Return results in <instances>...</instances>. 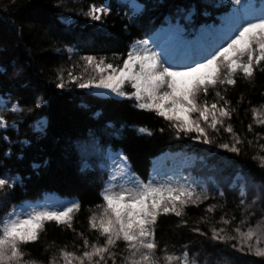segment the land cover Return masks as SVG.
<instances>
[{"label": "trees", "instance_id": "16d2710c", "mask_svg": "<svg viewBox=\"0 0 264 264\" xmlns=\"http://www.w3.org/2000/svg\"><path fill=\"white\" fill-rule=\"evenodd\" d=\"M92 6L109 11L91 21L85 13ZM192 10L197 23H204L217 21L227 8L202 0H0V116L6 121V126H0V178L12 184L7 189L10 197L0 198V206L41 201L47 194L80 204L71 228L55 221L45 223L40 239L24 248L32 258L48 263L65 246L67 251L82 252L79 233L95 241L97 234L90 230L88 217L102 203L100 193L105 187L96 165L111 151L125 154L129 167L144 182L162 153L187 147L211 163L249 174L250 202L257 196L254 186L260 192L264 188V168L252 158L264 156V124L257 123L252 114L253 107L264 105V72L257 71L252 81L238 75L237 84L227 86V93L220 88L236 109L229 122L245 140L239 155L219 147L232 143V135L223 129L219 135L212 133V144H196L183 134L184 139L178 138L168 121L138 108L135 99L96 95L69 76L87 81V70L92 67L84 65L86 56L122 64L130 47L153 33V26H163ZM68 17L71 23L66 22ZM61 77L63 88L57 87ZM213 96L210 93V102ZM14 104L18 109L13 110ZM43 117L47 126L36 129ZM84 143L94 144L96 154L81 153ZM223 193V197L210 196L198 205H188L183 217L186 226L174 214L161 216L157 226L160 247L167 245L169 252L179 255L187 246L190 254H198L199 264H264V257L232 248L235 241L225 244L210 239L212 227L234 235L232 230L242 218L240 192L223 186ZM210 204L217 206L213 212L206 211ZM251 211L249 223L256 224L264 215V199ZM194 227L207 235L193 232Z\"/></svg>", "mask_w": 264, "mask_h": 264}, {"label": "snow or ice", "instance_id": "6c2138e0", "mask_svg": "<svg viewBox=\"0 0 264 264\" xmlns=\"http://www.w3.org/2000/svg\"><path fill=\"white\" fill-rule=\"evenodd\" d=\"M232 2L241 5L242 0ZM108 11L105 6H92L85 15L100 20L101 14ZM147 44L148 41L134 43L122 64L108 63L105 57H83L86 66L92 67L97 73L87 82H80L81 78L72 77L71 73L69 76L81 88H91L95 84L98 88L134 97L138 108L152 111L168 121L178 138L183 134L193 140L212 144L215 142L212 133L219 135L223 129L232 135V143H220L219 147L239 155L245 140L229 122L236 109L222 95L220 88L223 87L227 93V86L237 84L238 75L242 74L243 78L252 81L257 71L264 72V7L259 15L249 12L238 16L229 34L211 51L200 54L198 59L186 57L176 61L163 52L151 51ZM125 83H130L134 91L125 93L122 90ZM64 86L61 77L57 87ZM210 93H214L211 102L208 99ZM262 112L264 105L252 108V114L258 118L259 124H264V119H259ZM0 126H6L3 116H0ZM248 131H252V125L248 126ZM247 143L250 145L252 141ZM261 149L264 150V145ZM120 158L127 167V157ZM252 158L258 159L259 166L264 168V156ZM5 189L11 190L12 184L8 178H0V190ZM10 195L11 191H8L5 199ZM246 195L242 190V218L232 230L235 234H228L224 228L212 227L210 239L225 244L235 241L231 246L238 252L247 251L257 257H264V215L255 225L249 223L250 217L254 215L251 208L264 199V188L251 204L245 203ZM100 196L102 203L95 205L96 210L91 211L88 217L90 230L97 234L95 241L79 233L83 242L81 254L67 251L65 246L59 249L58 256L50 258L48 264H60L61 260L62 264H199L198 254H190L187 246L179 255L169 252L167 245L161 248L157 240V226L159 218L169 214L181 218V225L186 226L188 222L183 219L185 208L207 200L206 190L198 193L195 187L188 184L173 185L171 182H158L154 178L145 183L133 176L125 183L111 179ZM220 196L223 197L224 193L221 192ZM216 207L210 204L206 211L213 212ZM79 208L78 202L54 211H37L30 206L26 208L23 202L12 205L0 215V264H43L32 258L24 248L40 239L45 231V222L55 221L58 225L71 228L72 213ZM221 220L229 223L224 217ZM244 226H247L246 231L242 230ZM192 231L207 235L199 227H194ZM121 244L124 245L122 249ZM158 251L162 255H158Z\"/></svg>", "mask_w": 264, "mask_h": 264}, {"label": "rangeland", "instance_id": "374dc122", "mask_svg": "<svg viewBox=\"0 0 264 264\" xmlns=\"http://www.w3.org/2000/svg\"><path fill=\"white\" fill-rule=\"evenodd\" d=\"M202 1L208 5L214 6L215 8H227V11L218 22H212L210 24H202L201 22L197 23L196 19L192 15L193 11H189L188 13L182 12L178 16V19L169 21V23L164 27L159 28L158 26H153V29L156 31L149 38L147 47L151 51L157 53L163 52L168 57L173 58L176 61H182L186 57L198 59L200 54H206L207 51H211V49L215 47L223 37L229 34L233 21L238 16L249 12L259 15L260 10L262 7H264V0H242L241 5H235L232 0ZM71 21V17L66 19L67 23H71ZM91 21L94 20L91 18ZM143 46L144 45H141V47ZM84 65H86V63ZM96 75L97 73L93 68L91 70L88 68L86 80ZM89 89L98 95L131 97L130 95H119L117 92H113L111 89L98 88L95 86V84H93V86ZM122 90L125 93H131L134 91L130 83H125L122 85ZM257 119L258 118H256V121ZM259 119H264V112L261 113ZM43 127H45L44 120L37 126V128L42 129ZM194 135L195 133H193V136ZM194 142L197 144L202 141L194 140ZM200 144L205 145L206 143ZM80 146L81 153L96 154V147L94 144L91 145V143H84L83 145L80 144ZM185 152H178L173 155H170V153L164 154L161 160L158 162L153 178L158 182H171L173 185L188 184L192 187L198 186L196 191L199 193L202 190H206L208 197L220 196V193L223 192V186H228L232 188V192L239 191L241 193L243 190L247 194L245 203L251 204L250 185L248 183L249 174L237 168L228 170L226 165L211 163L204 155L201 156V160L199 161L198 156L195 154ZM120 156L122 155L103 154L102 160L97 162L96 166H98L100 173L108 176L106 183L111 179L116 180L118 183H125L126 181L130 180L126 177L128 166L125 167V164L122 162ZM259 190V187L254 186V191H257L256 195L261 194ZM6 193L7 189L0 190V198L4 197ZM24 205L26 208L30 206L37 211L63 210L64 207L71 206L69 205V202L63 201L61 199H54L51 202L36 203L34 205ZM10 208L11 206L8 203H6L4 206L1 205L0 215H2L4 212H7ZM95 210L96 209L93 211ZM242 230L246 231L247 226H244ZM76 254L80 255L81 252ZM60 264H62V260L60 261Z\"/></svg>", "mask_w": 264, "mask_h": 264}]
</instances>
